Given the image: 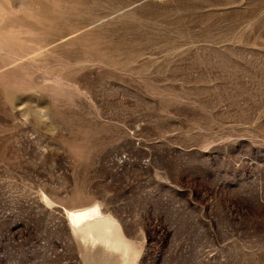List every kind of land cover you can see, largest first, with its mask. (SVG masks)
Instances as JSON below:
<instances>
[{
	"label": "rangeland",
	"instance_id": "374dc122",
	"mask_svg": "<svg viewBox=\"0 0 264 264\" xmlns=\"http://www.w3.org/2000/svg\"><path fill=\"white\" fill-rule=\"evenodd\" d=\"M0 264H264V0H0Z\"/></svg>",
	"mask_w": 264,
	"mask_h": 264
},
{
	"label": "bare ground",
	"instance_id": "6f19581e",
	"mask_svg": "<svg viewBox=\"0 0 264 264\" xmlns=\"http://www.w3.org/2000/svg\"><path fill=\"white\" fill-rule=\"evenodd\" d=\"M99 215V212L96 209L93 210H86V211H79V212H75V213H70L68 215V219L70 224L72 225V227L80 232L82 230L80 224L83 223V221H86L90 218H94L97 217ZM82 237L84 238L85 235L83 234V230H82ZM106 240V239H104ZM126 248V247H125ZM124 248V250H125Z\"/></svg>",
	"mask_w": 264,
	"mask_h": 264
}]
</instances>
